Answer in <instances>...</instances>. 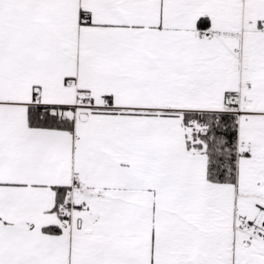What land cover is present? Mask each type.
Returning <instances> with one entry per match:
<instances>
[{
    "label": "snow or ice",
    "instance_id": "1",
    "mask_svg": "<svg viewBox=\"0 0 264 264\" xmlns=\"http://www.w3.org/2000/svg\"><path fill=\"white\" fill-rule=\"evenodd\" d=\"M0 264H264V0H0Z\"/></svg>",
    "mask_w": 264,
    "mask_h": 264
}]
</instances>
